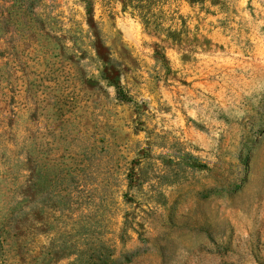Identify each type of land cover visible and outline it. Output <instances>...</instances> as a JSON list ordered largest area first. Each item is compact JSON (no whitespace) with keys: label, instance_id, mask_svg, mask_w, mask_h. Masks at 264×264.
Masks as SVG:
<instances>
[{"label":"rangeland","instance_id":"obj_1","mask_svg":"<svg viewBox=\"0 0 264 264\" xmlns=\"http://www.w3.org/2000/svg\"><path fill=\"white\" fill-rule=\"evenodd\" d=\"M1 226L0 264H264V0H0Z\"/></svg>","mask_w":264,"mask_h":264},{"label":"trees","instance_id":"obj_2","mask_svg":"<svg viewBox=\"0 0 264 264\" xmlns=\"http://www.w3.org/2000/svg\"><path fill=\"white\" fill-rule=\"evenodd\" d=\"M3 227L6 228L5 226H1L0 227V230H3ZM75 252H76V254H78L80 256H81V253L83 254V252L81 250H79V249L77 251H74V249L65 248V249H62V251H60V252H58V251L57 252H54L53 255L51 256V259H53V260H58L59 259L60 260V259L69 257L72 254H75ZM90 259H91V257L88 258V260H90Z\"/></svg>","mask_w":264,"mask_h":264}]
</instances>
